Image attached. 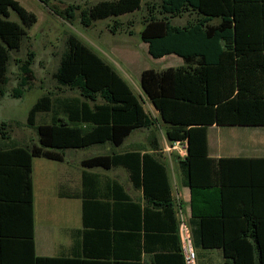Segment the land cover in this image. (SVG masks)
<instances>
[{
	"label": "trees",
	"instance_id": "obj_1",
	"mask_svg": "<svg viewBox=\"0 0 264 264\" xmlns=\"http://www.w3.org/2000/svg\"><path fill=\"white\" fill-rule=\"evenodd\" d=\"M142 0L99 2L81 13L84 25L138 11ZM75 8L66 10L67 17ZM13 12L18 22L9 19ZM187 16L185 24L172 20ZM34 14L16 0H0V98L9 52L18 51ZM139 33L153 59L174 55L182 65L140 74V88L165 125L170 143L185 144L178 159L190 192L193 244L221 251L223 264H264V158L208 155L210 126H264V0H160L147 6ZM52 74L78 97L37 99L26 116L37 143L0 147V264H184L175 201L166 164L158 157L154 120L125 80L78 39ZM30 60L20 66L30 76ZM12 92L20 98L28 78ZM50 115L37 125V115ZM0 123V139L8 140ZM149 130V148L110 152L80 162L82 229L79 250L38 257L34 248L32 160L62 162L67 149L120 147L136 130ZM121 168L134 201L116 180L86 170Z\"/></svg>",
	"mask_w": 264,
	"mask_h": 264
},
{
	"label": "rangeland",
	"instance_id": "obj_2",
	"mask_svg": "<svg viewBox=\"0 0 264 264\" xmlns=\"http://www.w3.org/2000/svg\"><path fill=\"white\" fill-rule=\"evenodd\" d=\"M16 1L35 15L36 23L26 29V36L20 49L9 52L7 84L3 87L4 96L0 98V123L6 124L5 130L9 139H0V147L31 146L37 143L35 129L26 125V116L30 107L40 97L45 95H49L53 99L78 97V92L59 86L52 77L59 66L62 55L67 51L68 38L74 37L112 66L131 88L146 114L154 120L155 126L152 130L161 144L158 155L166 164L170 184L175 192L180 174L177 161L184 156L185 151L181 145H177L175 150L163 153L164 143L168 145L164 133L165 125L142 93L139 83L142 71H160L182 65V60L174 55L153 59L147 52V45L140 39L139 33L143 27L142 20L147 13V6L158 4L160 0H142L138 11L116 18L92 21L89 26L84 25L81 13L99 2L112 0ZM70 6L75 9L70 12L71 16L67 17L66 10ZM187 18V16H183L181 19H173L172 23L182 26ZM9 19L19 23L13 12H10ZM26 60L31 62L30 76L28 77L23 75L20 70V66ZM22 77L28 78L27 86L23 88L21 97L14 99L12 92L17 88ZM49 119L50 115L39 114L36 123L37 125L41 122L47 123ZM212 132L209 133L210 139ZM151 134V131L144 129L133 131L125 143L116 148L110 144H104L82 149H67L63 152L62 162L43 158L34 159L32 173L34 219L37 228L49 224L53 229L51 233L55 248L69 246L71 239L67 232L80 227L79 202L60 199L55 194L57 183L65 181L60 174H64L63 177H65V172H67L78 184L82 171L80 165L82 160L110 152L135 150L139 147L147 149ZM90 171L118 179L125 189L127 188L133 199H138V194L131 190L126 174L121 168L109 171L91 169ZM192 241L194 242L193 238ZM197 248L202 251L201 257L196 260L197 264H221V256L218 255V251L209 254L207 252L210 251L194 246L195 252Z\"/></svg>",
	"mask_w": 264,
	"mask_h": 264
},
{
	"label": "crops",
	"instance_id": "obj_3",
	"mask_svg": "<svg viewBox=\"0 0 264 264\" xmlns=\"http://www.w3.org/2000/svg\"><path fill=\"white\" fill-rule=\"evenodd\" d=\"M181 19V18H175ZM264 94V91H263ZM157 113V112H156ZM210 131L212 132L211 139L209 137ZM129 138V137H128ZM127 138V139H128ZM126 139V140H127ZM125 140V141H126ZM125 143V142H124ZM123 143V144H124ZM168 145L163 146V153L170 152L176 149L172 146L174 143L168 142ZM159 149L161 147L160 142L158 141ZM207 145H208V155L211 158L219 159V158H264V126H210L207 129ZM172 147V148H171ZM184 148V144H182ZM160 151V150H159ZM158 151V153H159ZM123 152V151H122ZM121 153V152H119ZM157 153V155H158ZM185 155V154H184ZM158 157L162 160V158L158 155ZM184 156H182L183 158ZM38 159V158H35ZM47 160V159H46ZM51 161V160H49ZM56 162V161H55ZM33 163L34 159L32 160V173H33ZM118 169V168H117ZM84 169L82 168V171ZM122 170V169H121ZM81 171V173H82ZM88 172H92L90 170H86ZM124 171V170H122ZM125 172V171H124ZM81 173L79 182L75 181L73 176L67 174L65 172V177L62 174L61 177L65 181H61L57 183V190L55 194L60 199L66 200H75L79 202L80 205V227L76 228L75 230H69V238L71 239V243L67 247L60 246V248H55L54 238L52 236L53 229L50 228L49 224H44L41 227L37 228L35 219H34V248L35 254L38 257H62V256H70L72 255L73 247L75 248L76 254L79 250V236L78 232L82 229V221H81V208H82V201L81 199L77 198L76 196L81 193L82 186H81ZM95 173V172H94ZM126 174V172H125ZM70 175V176H69ZM110 177V176H109ZM113 180H116L118 183V179L110 177ZM126 178L128 181V185L130 186L131 190L138 194V199L135 200L125 189L124 185L123 188L125 189L126 193L134 200L143 203L141 192L138 190H134L131 187V184L128 180L127 174ZM32 185H33V178H32ZM72 186V187H70ZM177 188V189H176ZM172 192L171 196L172 199L178 200L181 203L182 208L190 217V192L187 187H183L181 184L180 174H179V184L175 187V192L173 191V187L171 186ZM33 209H34V185H33ZM202 249V248H201ZM206 251H210L207 253H213L214 251H218V255L221 256V264H223L222 254L221 251L217 249H204ZM202 255V251L197 248L196 257L199 258ZM142 262L144 264H152L151 255H142Z\"/></svg>",
	"mask_w": 264,
	"mask_h": 264
},
{
	"label": "built area",
	"instance_id": "obj_4",
	"mask_svg": "<svg viewBox=\"0 0 264 264\" xmlns=\"http://www.w3.org/2000/svg\"><path fill=\"white\" fill-rule=\"evenodd\" d=\"M181 145L180 142H174L173 148ZM171 147V148H172ZM186 145L184 144V151ZM177 236L184 264H197L196 252L194 249L191 228L189 225V215L184 211L178 200H175Z\"/></svg>",
	"mask_w": 264,
	"mask_h": 264
}]
</instances>
